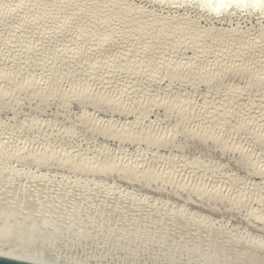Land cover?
Returning a JSON list of instances; mask_svg holds the SVG:
<instances>
[{"label": "rangeland", "instance_id": "rangeland-1", "mask_svg": "<svg viewBox=\"0 0 264 264\" xmlns=\"http://www.w3.org/2000/svg\"><path fill=\"white\" fill-rule=\"evenodd\" d=\"M0 250L264 264V0H0Z\"/></svg>", "mask_w": 264, "mask_h": 264}, {"label": "bare ground", "instance_id": "bare-ground-1", "mask_svg": "<svg viewBox=\"0 0 264 264\" xmlns=\"http://www.w3.org/2000/svg\"><path fill=\"white\" fill-rule=\"evenodd\" d=\"M0 257L14 259V260H18V261H22V262H26V263H30V264H55V263H52L51 261H43L39 258H31V257H27V256H21L18 254L12 255L11 253H7L4 250H0Z\"/></svg>", "mask_w": 264, "mask_h": 264}, {"label": "water", "instance_id": "water-1", "mask_svg": "<svg viewBox=\"0 0 264 264\" xmlns=\"http://www.w3.org/2000/svg\"><path fill=\"white\" fill-rule=\"evenodd\" d=\"M0 264H30V263H26V262L14 260V259H9V258L0 257Z\"/></svg>", "mask_w": 264, "mask_h": 264}]
</instances>
